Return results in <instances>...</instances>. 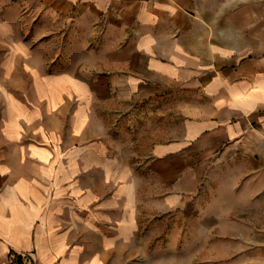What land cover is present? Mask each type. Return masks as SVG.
Listing matches in <instances>:
<instances>
[{
    "label": "crops",
    "instance_id": "0c3cea01",
    "mask_svg": "<svg viewBox=\"0 0 264 264\" xmlns=\"http://www.w3.org/2000/svg\"><path fill=\"white\" fill-rule=\"evenodd\" d=\"M145 213L264 264V0H0V264L134 260Z\"/></svg>",
    "mask_w": 264,
    "mask_h": 264
},
{
    "label": "rangeland",
    "instance_id": "374dc122",
    "mask_svg": "<svg viewBox=\"0 0 264 264\" xmlns=\"http://www.w3.org/2000/svg\"><path fill=\"white\" fill-rule=\"evenodd\" d=\"M3 10L6 11V9ZM9 12L12 15L15 13L17 16V10L9 9ZM59 31L62 32L61 29ZM58 44L60 46L61 42L59 41ZM55 49H58V47H55ZM113 113H115L112 114L114 119H118L117 121L119 124L131 122V112H127L125 107L114 110ZM152 126L156 131L160 129L159 126H161V123L154 121ZM173 216L174 214L172 213H145L142 217V221H150L152 225L150 224L148 226L149 228L143 230L142 244L134 246L135 259L131 261H107L104 264H174L173 257L175 250L173 244ZM16 258L15 255L14 259ZM182 262L184 263V261ZM33 264H38V262L33 260Z\"/></svg>",
    "mask_w": 264,
    "mask_h": 264
}]
</instances>
